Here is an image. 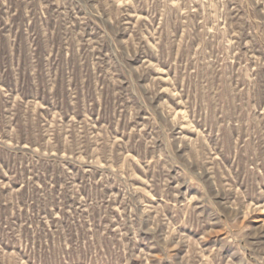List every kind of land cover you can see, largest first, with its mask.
I'll list each match as a JSON object with an SVG mask.
<instances>
[{
    "label": "rangeland",
    "instance_id": "rangeland-1",
    "mask_svg": "<svg viewBox=\"0 0 264 264\" xmlns=\"http://www.w3.org/2000/svg\"><path fill=\"white\" fill-rule=\"evenodd\" d=\"M0 264H264V0H0Z\"/></svg>",
    "mask_w": 264,
    "mask_h": 264
}]
</instances>
